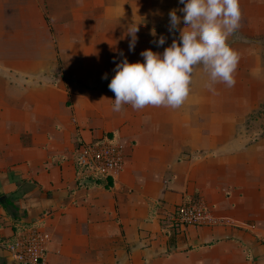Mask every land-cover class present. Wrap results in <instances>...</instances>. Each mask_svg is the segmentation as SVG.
Listing matches in <instances>:
<instances>
[{
    "label": "crops",
    "instance_id": "0c3cea01",
    "mask_svg": "<svg viewBox=\"0 0 264 264\" xmlns=\"http://www.w3.org/2000/svg\"><path fill=\"white\" fill-rule=\"evenodd\" d=\"M183 7L0 0V264H18L3 245L28 226L46 236V264H264V134L239 129L256 93L249 100L235 87L191 84L178 109L115 112L114 93L98 86L115 75L108 63L143 62L99 47H127L133 23L137 44L155 46L144 19ZM83 29L103 31L75 42L96 52L66 53L63 33ZM174 38L179 32L170 44ZM64 62L79 64L71 70ZM88 62L97 65L89 70ZM194 77L208 82L202 67ZM102 139L126 152L111 180L89 177L75 161L81 145ZM197 200L216 224L180 226L176 209Z\"/></svg>",
    "mask_w": 264,
    "mask_h": 264
},
{
    "label": "clouds",
    "instance_id": "9594fccd",
    "mask_svg": "<svg viewBox=\"0 0 264 264\" xmlns=\"http://www.w3.org/2000/svg\"><path fill=\"white\" fill-rule=\"evenodd\" d=\"M179 3L184 7L168 14V31L179 32L178 40L174 38L162 55L149 49L140 53L143 62L129 63L124 58L116 64L115 75L108 85L115 95L113 111L120 112L124 105L134 110L180 108L190 94L192 77L198 67H202L208 78L205 87L209 91L215 92L216 84L235 86L239 56L227 41L240 27L239 0H179ZM177 11L184 14L183 21ZM181 23L185 27L181 28ZM138 31L135 23L127 27L130 51L135 50ZM165 42L164 36L154 41L157 47Z\"/></svg>",
    "mask_w": 264,
    "mask_h": 264
},
{
    "label": "rangeland",
    "instance_id": "374dc122",
    "mask_svg": "<svg viewBox=\"0 0 264 264\" xmlns=\"http://www.w3.org/2000/svg\"><path fill=\"white\" fill-rule=\"evenodd\" d=\"M240 9L242 13L241 22L239 29L228 38V45L233 49L239 56L238 65L236 71L234 73L235 78V88H238V95H242V97L249 98L252 93L253 97V106L250 110H248L245 115L242 114L241 117V125L239 127L240 130H247L248 133L254 134H264V12H257L254 9L259 5H264V0H239ZM159 18V19H158ZM133 21L137 22V18H134ZM151 24H149L148 22ZM145 23H148L149 31L153 42L158 40L160 36H164L166 38V42L163 46L157 47L155 46H142L136 43L135 50H129V44L127 43V47L122 46H102L99 47L98 53H103L104 51H112L114 50L116 53H126L128 55H134L135 58L140 56V53L145 50H152L154 53L162 54L163 51L169 47L171 44L169 43L170 39L175 35L170 33L165 28L156 33L157 27L162 25L169 24V16L158 15L154 18H146L144 19ZM86 26H91L90 24H85ZM60 31H56V39L60 41ZM101 30H91V29H83V30H68L65 31L64 36L66 38L64 45V50L68 54H76V53H87L91 55L92 52H96V49L91 45H84L79 47L75 44L76 40L80 41L85 40L89 41L94 35L101 33ZM155 32V36L153 35ZM119 31H117V35L119 37ZM64 42V43H65ZM60 43V42H59ZM86 43V42H85ZM106 53V52H104ZM111 54V52H109ZM113 53V51H112ZM65 65L69 66V69L74 70L79 62H64ZM111 63V64H110ZM108 63L109 67L113 70L117 63L120 62H110ZM133 63V62H129ZM135 63V62H134ZM87 67L91 70L92 66L97 65V63L88 62ZM103 62L98 63V67L105 69ZM107 66V69H108ZM203 70V69H202ZM113 77H108L107 79H101V83L98 85H102L103 83L107 88L111 79ZM194 85H203L205 86V79L199 80V78H192V83ZM221 85V84H219ZM241 92V93H240ZM202 95V94H201ZM203 97V95H202ZM206 98V97H205ZM252 98V97H251ZM204 100V97H203ZM250 100V98H249ZM242 128V129H241Z\"/></svg>",
    "mask_w": 264,
    "mask_h": 264
},
{
    "label": "built area",
    "instance_id": "2783aa9c",
    "mask_svg": "<svg viewBox=\"0 0 264 264\" xmlns=\"http://www.w3.org/2000/svg\"><path fill=\"white\" fill-rule=\"evenodd\" d=\"M125 159L124 147L109 139L83 144L75 155L77 166L89 177L104 180L118 177L125 168ZM175 215L178 224L184 227L216 224L202 200L179 206ZM3 248L18 264H46V236L37 226L26 227Z\"/></svg>",
    "mask_w": 264,
    "mask_h": 264
},
{
    "label": "trees",
    "instance_id": "16d2710c",
    "mask_svg": "<svg viewBox=\"0 0 264 264\" xmlns=\"http://www.w3.org/2000/svg\"><path fill=\"white\" fill-rule=\"evenodd\" d=\"M113 187V183L112 182H109V183H107L106 185H105V188H107V189H110V188H112Z\"/></svg>",
    "mask_w": 264,
    "mask_h": 264
},
{
    "label": "water",
    "instance_id": "95a60500",
    "mask_svg": "<svg viewBox=\"0 0 264 264\" xmlns=\"http://www.w3.org/2000/svg\"><path fill=\"white\" fill-rule=\"evenodd\" d=\"M0 201H1V199H0Z\"/></svg>",
    "mask_w": 264,
    "mask_h": 264
}]
</instances>
